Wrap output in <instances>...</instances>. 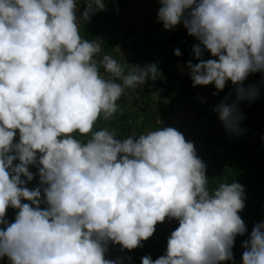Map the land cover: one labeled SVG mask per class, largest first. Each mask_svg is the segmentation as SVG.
Returning <instances> with one entry per match:
<instances>
[{"label": "clouds", "instance_id": "1", "mask_svg": "<svg viewBox=\"0 0 264 264\" xmlns=\"http://www.w3.org/2000/svg\"><path fill=\"white\" fill-rule=\"evenodd\" d=\"M159 5L165 31L182 25L197 41L198 62L186 63L193 87L236 86L235 100L226 96L213 111L227 133L240 135L238 104L259 94L242 84L264 73V0ZM105 8L106 0H0V259L118 264L106 258L109 244L132 251L167 219L178 226L165 253L141 264L233 261L235 240L247 232L239 215L244 187L232 181L210 189L194 144L159 121L123 139L100 126L114 119L122 98L163 78L156 63L129 68L116 50L117 57L101 55L99 38H82L81 27ZM205 52L213 58L203 59ZM151 97L159 102L158 92ZM241 246L242 264H264V221Z\"/></svg>", "mask_w": 264, "mask_h": 264}, {"label": "rangeland", "instance_id": "2", "mask_svg": "<svg viewBox=\"0 0 264 264\" xmlns=\"http://www.w3.org/2000/svg\"><path fill=\"white\" fill-rule=\"evenodd\" d=\"M125 1L126 6L121 9L106 0L105 10L96 13L81 27V36L88 40L99 38L103 42L101 55L117 57L118 51L129 68L133 65L143 67L151 64L152 60L163 78L148 82L136 94L129 93L122 98L118 102L119 110L114 119L109 122L100 121V126L108 127L118 139H123L132 133L139 135L145 130L155 129L159 127V121L163 127L175 128L194 144L197 156L206 165V176L209 184L213 183V188L223 182L235 181L241 184L247 202L239 215L247 226V232L236 238L232 249L234 260L225 264H242L243 241L248 238L256 223L264 221L255 218L253 214L255 210H264V205L260 208L251 205L261 193V186L254 182V178L256 174H264V73L250 74L243 82L242 87H254L259 94L251 102L245 100L238 104L243 116L239 124L241 134L227 133L213 109L226 96L228 103L233 102L236 86L229 81L219 92L213 85L193 87L186 63L189 60L193 64L198 62L192 52V46L197 41L187 35L182 25L165 31L162 24L157 23L159 0ZM80 11H83V5ZM100 14L117 17L116 29L110 35L94 26V19ZM174 49L180 50L179 57L174 55ZM211 58L210 54L204 53L203 59ZM153 92H158L159 102L151 97ZM222 93L225 97L218 99L217 96ZM29 170L36 172L35 168ZM37 185L38 177L26 183L29 189ZM15 213L16 210L11 208L7 210L6 218L9 222L14 220ZM177 226V221L166 219L156 225L152 237L132 251L109 244L106 258L118 264H141L144 256H151L155 260L165 253L167 239ZM0 264H8L7 258L0 259Z\"/></svg>", "mask_w": 264, "mask_h": 264}, {"label": "trees", "instance_id": "3", "mask_svg": "<svg viewBox=\"0 0 264 264\" xmlns=\"http://www.w3.org/2000/svg\"><path fill=\"white\" fill-rule=\"evenodd\" d=\"M110 2V4L112 6H115V8H125L126 6V1L125 0H108ZM94 26L95 28L102 30L103 33L110 35L111 33H113V31L116 29L117 26V17L115 15H104V14H100L99 17H96L94 19ZM87 33L90 32L89 28H87ZM86 33V35H87ZM207 53V52H205ZM152 63H154L151 60ZM165 88V87H163ZM225 97V95L219 94L217 96L218 99H223ZM261 156V154H260ZM254 182H257L260 184L261 186V193L258 197L255 198V200L251 203L252 206L255 207H262L264 205V174L261 175H257L254 178ZM209 188L212 189L213 188V183L209 184ZM246 197V195H245ZM245 202H247V198L245 199ZM240 214V213H239ZM253 214L255 216V218L257 219H264V210H261L260 212H257L256 210L253 211Z\"/></svg>", "mask_w": 264, "mask_h": 264}]
</instances>
